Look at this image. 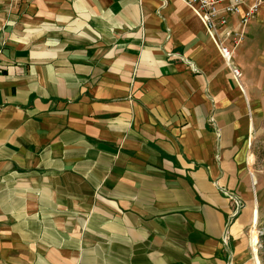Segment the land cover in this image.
Returning <instances> with one entry per match:
<instances>
[{
    "label": "crops",
    "instance_id": "crops-1",
    "mask_svg": "<svg viewBox=\"0 0 264 264\" xmlns=\"http://www.w3.org/2000/svg\"><path fill=\"white\" fill-rule=\"evenodd\" d=\"M162 1L0 0V260L256 264L262 9L236 79L195 12Z\"/></svg>",
    "mask_w": 264,
    "mask_h": 264
},
{
    "label": "built area",
    "instance_id": "built-area-1",
    "mask_svg": "<svg viewBox=\"0 0 264 264\" xmlns=\"http://www.w3.org/2000/svg\"><path fill=\"white\" fill-rule=\"evenodd\" d=\"M203 22L207 33L212 38L219 54L231 68L233 77L239 79L241 71L233 64L235 50L241 45L251 21L264 5V0H182ZM167 5L162 1L161 10ZM170 37V30H167ZM192 66L191 62H187ZM194 71H196L194 69ZM214 122V118H211ZM233 207L232 218L243 208V203L235 194L222 189ZM227 244L228 238L225 237Z\"/></svg>",
    "mask_w": 264,
    "mask_h": 264
},
{
    "label": "rangeland",
    "instance_id": "rangeland-1",
    "mask_svg": "<svg viewBox=\"0 0 264 264\" xmlns=\"http://www.w3.org/2000/svg\"><path fill=\"white\" fill-rule=\"evenodd\" d=\"M263 9H264V5L261 10L262 15L264 16ZM261 11H259V13L254 18H257L258 15L260 16ZM256 26L257 24L255 23L253 25L254 29L256 28ZM263 32H264V28L262 29V31L258 32V35L261 36ZM250 156H253V161H251L250 163L249 160L248 166L250 168L251 175H253L255 181L254 184L255 192L253 194V200H254V204H256L258 208V221L254 227L251 225L247 231L250 238H252V235L254 233L253 231H255L256 235L258 236V244L256 247L257 258L260 264H264V123L263 122L257 124L255 128V132L253 133V137L249 141V157H248L249 159ZM242 203L244 208L245 206L244 201H242ZM21 251H23L24 253L25 250H21ZM21 260L26 261V259L24 258H22ZM0 264H20V263H15V261L13 260L11 261L0 260ZM23 264L26 263L24 262Z\"/></svg>",
    "mask_w": 264,
    "mask_h": 264
},
{
    "label": "bare ground",
    "instance_id": "bare-ground-1",
    "mask_svg": "<svg viewBox=\"0 0 264 264\" xmlns=\"http://www.w3.org/2000/svg\"><path fill=\"white\" fill-rule=\"evenodd\" d=\"M250 163H251V161H253V156H250ZM258 209V208H257ZM258 211V210H257ZM256 213V212H255ZM254 213V214H255ZM256 217H255V222H254V225H253V227L257 224V221H258V213L255 215ZM252 227V228H253ZM256 229V228H255ZM255 229H253V230H255ZM254 233H253V235H252V248H253V252H254V256H255V259H256V264H260L259 263V261H258V258H257V249H256V247H257V244H258V236L256 235V233H255V231H253Z\"/></svg>",
    "mask_w": 264,
    "mask_h": 264
}]
</instances>
